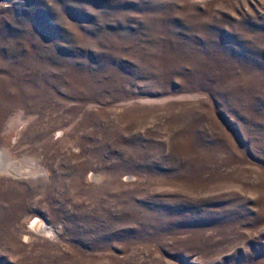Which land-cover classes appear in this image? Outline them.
Segmentation results:
<instances>
[{
    "label": "rangeland",
    "instance_id": "obj_1",
    "mask_svg": "<svg viewBox=\"0 0 264 264\" xmlns=\"http://www.w3.org/2000/svg\"><path fill=\"white\" fill-rule=\"evenodd\" d=\"M0 264H264V0H0Z\"/></svg>",
    "mask_w": 264,
    "mask_h": 264
},
{
    "label": "bare ground",
    "instance_id": "obj_2",
    "mask_svg": "<svg viewBox=\"0 0 264 264\" xmlns=\"http://www.w3.org/2000/svg\"><path fill=\"white\" fill-rule=\"evenodd\" d=\"M38 222H39V221H38ZM38 222L35 221V222L33 223V226H34V227H39V226H37ZM46 230H47V229H46ZM49 231H50V230H49Z\"/></svg>",
    "mask_w": 264,
    "mask_h": 264
}]
</instances>
